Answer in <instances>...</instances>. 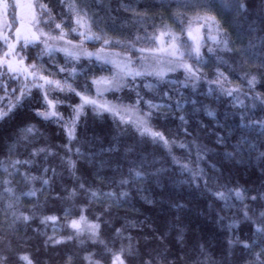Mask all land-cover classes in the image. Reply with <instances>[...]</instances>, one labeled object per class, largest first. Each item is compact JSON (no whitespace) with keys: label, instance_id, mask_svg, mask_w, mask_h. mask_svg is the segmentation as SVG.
Instances as JSON below:
<instances>
[{"label":"snow or ice","instance_id":"6c2138e0","mask_svg":"<svg viewBox=\"0 0 264 264\" xmlns=\"http://www.w3.org/2000/svg\"><path fill=\"white\" fill-rule=\"evenodd\" d=\"M57 4L62 9L59 19L53 14V9L41 0L29 4L22 3V0H0V41L3 44V48H0V69H4L0 71V124L18 116L23 117L25 121L24 126L20 128L21 136L16 142L8 145L9 155L6 161H0V170L11 176L19 171L17 165L34 163L33 159L21 161L13 156L19 140H28L30 135L39 131L36 124L26 122L32 118L28 113L21 111L27 105L30 112L42 123H55L66 130L68 143L63 147L68 151H72L73 141L87 142L78 136V130L81 125L87 130L89 117L93 120H103L110 116L119 129L117 136L113 137L117 144L119 135L131 133L137 136V143L151 142L167 149L172 164L178 165L179 172L187 173L191 178L190 181L179 180L175 183H191L203 178L204 187L217 199L224 201L225 208L232 206L229 201L233 194L237 200L243 201L245 195L240 188H228L227 192L219 188L215 191L208 188L205 169L199 165L214 149L197 143L195 136L188 142L177 140L173 136L181 129L185 136L192 135L188 129V117L201 110L216 119L215 109L196 99L202 83L207 86V91L203 93L205 97L214 96L219 99L221 96H228L232 97L233 107H245L244 100L241 99L244 93L240 85L222 70V66H227L238 78L249 77V73L239 70L249 60L254 64L259 60V66L264 67V59L251 51L254 48L251 41L247 47L237 45L235 40H232V32L229 31L231 28L235 32L236 40H242L246 35V31L240 26V18H247L246 14L251 8L250 0H158L159 6L151 14L147 9L139 11L134 4L122 5L126 11L133 13L131 19L134 23L131 25L128 21L117 24L116 17L99 16L93 7V0H57ZM36 7L42 10L43 17L36 15ZM260 7L264 8V4ZM9 9L11 20L8 19ZM26 9L31 13L30 26H26ZM157 16L159 23L155 22ZM248 29L256 30L252 28V24L248 25ZM206 40H210L212 46L207 47L205 52ZM261 41L264 43V37ZM30 48L38 50L34 59L27 56ZM218 50L235 54L233 59L239 58L238 66L229 64L224 56L218 54ZM58 54H63V63L56 59ZM45 57L55 65L56 71L45 67ZM209 67L212 71L211 78L206 71ZM8 74H11L9 79L15 77V87H11L4 80V76ZM246 82L249 88L254 89L257 77L251 75ZM252 101V108H256L259 102L261 109H264V95L255 93ZM189 104L192 106L191 114L186 108ZM61 106H65L67 117L60 111ZM177 113L180 124L176 129L158 123L161 120L167 121L170 114ZM228 115L229 113H225L226 119ZM246 115L240 113L239 127L248 131L258 129L260 136L264 137V118L245 122ZM217 123L219 124V121ZM200 124L203 126L202 121ZM247 141L248 136L241 134L235 146L236 151H225L224 159H235L236 152L240 151L241 145ZM217 143H223V138L219 135ZM190 145L195 148V167L191 159L185 160L172 152L173 146L191 152L193 149ZM115 147L113 145L108 151H114ZM50 151V148L45 147L33 148L30 156ZM75 152L81 157L85 155L79 146L75 148ZM261 158H264V152H260L257 157ZM67 164L74 173L76 162L69 158ZM210 166L219 170L216 163H211ZM9 169L12 171L9 172ZM44 171L47 172L48 169L45 168ZM165 171L163 167L158 168L154 175L158 176ZM53 172L55 173L54 169ZM129 172L133 174L134 180L143 181L145 178V173L138 168H130ZM24 179L33 181L37 177L25 173ZM128 182L127 179L120 181L122 184ZM2 183L9 185L11 181L4 179ZM43 183L48 185L49 181L44 179ZM156 183H160L159 179ZM79 187L83 189L84 185L80 184ZM37 191L33 188L22 195L35 197ZM88 191L91 193L90 200L99 196L97 191ZM4 192L10 194L8 207L13 208L11 197H15L17 201L20 197L16 196L13 187L4 188ZM76 195L77 191L73 188L67 198L74 199ZM128 195L126 191L120 193L121 197ZM104 196L118 199L114 192L104 193ZM259 196L264 200V191L259 192ZM250 198L255 200L256 196ZM148 202L152 203L151 200ZM171 206L178 210L185 207L178 202H171ZM242 211L246 220H252L255 232L250 240L237 239L236 243L247 249L252 257L245 264H264V221L253 220L248 215L247 205H244ZM69 214L66 209V223L75 230V235H80L86 225L90 239L99 240L104 245L103 252L109 254L110 264H128L127 258L134 254L131 242L127 246L121 244L118 249L110 248L100 238L99 223H89L84 215H80L79 219H67ZM13 216L25 222L31 219L23 212L17 215L16 211H13ZM260 216L264 217V211ZM219 218L224 219L223 216ZM49 220L56 221L58 217L53 215L42 218V222ZM237 223L233 220L229 227H235ZM116 235L122 236L120 229L116 230ZM66 239L71 240L72 236L61 237L53 242L59 244ZM128 239L131 241V237ZM178 239L183 240V236ZM233 243L230 240L229 246ZM197 247L200 253L206 251L202 243ZM159 256H166V252L160 253ZM20 259L27 264H33L28 255H22ZM85 259L89 260L90 264H101L100 260L92 262L91 253L85 256ZM144 264H152V261H144ZM198 264L219 262L206 256L205 260L199 261Z\"/></svg>","mask_w":264,"mask_h":264},{"label":"trees","instance_id":"16d2710c","mask_svg":"<svg viewBox=\"0 0 264 264\" xmlns=\"http://www.w3.org/2000/svg\"><path fill=\"white\" fill-rule=\"evenodd\" d=\"M41 1L53 9L57 19L60 18L59 13L62 9L57 4V0H51V3L49 0ZM129 4L136 5L139 11L147 9L150 14L159 6L158 0H138V3L137 0H93V7L98 15L116 17L117 24L122 21H128L130 25L134 23L131 19L133 13L126 11L122 6ZM246 17V19L240 18V26L246 31V35L242 40H236L235 32L229 28L232 32V40H235L237 45L242 44L245 47L251 41L254 45L251 51L264 59L262 55L264 43L261 41L264 37V24L259 20L252 23L254 18L247 14ZM155 22L159 23L158 16L155 17ZM149 23L151 24V20ZM249 24H252V28L256 30H249ZM209 46H212V43L206 40L205 52ZM0 48H3L2 41ZM37 51L35 48H30L27 56L34 59ZM218 54L224 56L229 64L238 66L239 58L233 59L235 54L219 50ZM56 59L63 63V54H58ZM45 62L46 68L56 71L55 65L47 57ZM222 70L240 85L244 93L241 99L244 100L245 107L240 108L238 105L233 107L232 97L221 96L219 99L214 96L205 97L203 93L207 91V86L202 83L196 99L215 109L216 119L207 116L203 110L194 116L189 115L188 129L192 135L185 136L181 129L174 133L173 138L188 142L195 136L197 143L214 149L199 165L205 169L208 188L213 191L219 188L225 192L228 188H240L245 195L243 201L237 200L233 194L229 201L232 206L225 208V202L217 199L204 187L203 178L191 183H175L179 180L190 181L191 178L187 173L181 174L178 165L172 164L167 149L151 142L137 143V136L131 133L119 135L117 144L113 137L117 136L119 129L110 116L103 120L99 118L93 120L89 117L87 130L85 131L83 125L78 130V136L87 142L73 141L72 151H68L63 147L68 143L66 131L58 124L42 123L26 105L21 111L32 117L26 122L36 124L39 131L30 135L28 140H19L13 156L21 161L33 159L34 163L17 165L19 171L11 176L0 170V249L7 248L5 254L9 255L13 264H27L20 259L22 255H28L33 264H90V261L85 259L89 253L92 254V262L100 260L101 264H110L109 254L103 252L104 245L99 240L90 239L89 233L75 235V230L66 223L67 209L70 213L67 219H79L80 215H84L87 220L99 223L100 238L108 247L118 249L121 244L127 246L131 242L134 254L127 258L128 264H144L147 260H151L152 264H159L160 261L167 264L168 261H174L177 256L183 258L185 250L191 249L196 250L200 261L210 256L219 264H245L252 257L249 251L236 241L250 240L255 232V225L252 220L244 218L242 211L244 205H247L248 215L253 220L264 221V217L260 216L264 211V200L259 196V192L264 191V171H262L264 158L257 159L259 153L264 152V137L260 136L258 129L255 131L241 129L240 113L247 114L245 122L264 118V109H261L259 102L256 108L251 107L252 96L255 93L264 95V67L259 66V60H256L255 64L249 60L239 69L249 73L247 78L251 75L257 77L254 89L248 87L247 78L236 77L227 66H222ZM206 71L211 78V67ZM10 75H5L4 80L11 87H15V77L9 79ZM186 108L191 114L192 106L189 104ZM61 109L67 114L65 106H61ZM225 113H229L227 119ZM178 115L179 113L170 114L167 121L161 120L158 123L176 129L180 124ZM201 121L203 126L200 124ZM24 123V118L18 116L0 124V161H6L9 155L8 145L16 142L21 136L20 128ZM241 134L248 136L247 143L241 145L235 159L225 160L223 153L236 151L235 146ZM217 135L223 138V143H217ZM113 145L116 146L115 150L108 151ZM77 146L85 154L83 157L75 152ZM39 147L50 148L51 151L30 156L31 150ZM190 147L193 150L188 152L173 146L172 152L185 160L191 159L195 167V148L191 145ZM127 148L132 150L126 151ZM89 153L91 155H88ZM69 158L76 162L74 173L68 167ZM211 163H216L219 170L212 169ZM161 167L166 171L158 176L154 175L155 170ZM45 168L48 169L47 172L44 171ZM130 168L143 171L144 180H134L133 174L129 172ZM11 171L12 169H9V172ZM25 173L37 179L27 181L24 179ZM4 179L10 180L11 184L4 185L2 183ZM44 179L49 181L48 185L43 183ZM122 179H127L129 182L122 184L120 183ZM157 179L160 181L159 184L156 183ZM80 184L84 185L83 189L79 187ZM6 187H13L16 196L20 197L18 201L15 197H11L13 208L8 207L10 194L4 192ZM33 188L38 190L35 197L22 195ZM73 188L76 189L77 195L74 199H68V193ZM89 189L99 193L95 200H90ZM122 191L128 192L129 195L121 197ZM107 192L116 193L118 199L104 196ZM252 196H256V199L252 200L250 198ZM171 202L181 203L185 207L178 210L171 206ZM13 211H16L17 215L23 212L31 219L26 222L23 219L17 220L13 216ZM53 215L57 216L58 220L42 222L44 216ZM220 216L224 219L221 220ZM233 220L238 222L237 225L229 227ZM117 229L121 230L122 236L116 235ZM69 235L72 236L71 240L66 239L59 244L53 242ZM181 235L183 240L178 239ZM50 237L52 239H49ZM230 240L234 242L231 247ZM201 243L205 246L204 253H200L197 247ZM164 252L166 256H159ZM69 257H71L70 262Z\"/></svg>","mask_w":264,"mask_h":264},{"label":"clouds","instance_id":"9594fccd","mask_svg":"<svg viewBox=\"0 0 264 264\" xmlns=\"http://www.w3.org/2000/svg\"><path fill=\"white\" fill-rule=\"evenodd\" d=\"M251 8L247 12V15L252 16L255 20H259L264 24V8L260 6L264 4V0H250ZM7 248L0 249V264H13L9 255H6ZM198 253L195 249L185 250L183 258L177 256L174 261H168L167 264H198ZM159 264H165L164 261H160Z\"/></svg>","mask_w":264,"mask_h":264},{"label":"rangeland","instance_id":"374dc122","mask_svg":"<svg viewBox=\"0 0 264 264\" xmlns=\"http://www.w3.org/2000/svg\"><path fill=\"white\" fill-rule=\"evenodd\" d=\"M36 2V0H22V3H24V4H29V3H35ZM42 2V1H41ZM42 10L41 9H39L38 7H36L35 9H34V12L36 13V15L38 16V17H41V15L43 16V13L41 12ZM11 10L9 9V16H8V19L9 20H11ZM30 15H31V13L30 12H28V10L26 9L25 10V16H26V26H30ZM17 26H19V22L17 21ZM41 26H43L42 24H41ZM13 35H14V32L12 33ZM0 71H1V69H0ZM60 111L61 112H64L61 108H60ZM65 113V112H64ZM65 116L67 117V114H65ZM66 131V130H65ZM67 133V132H66ZM88 222L89 223H94V222H91V221H89L88 220ZM81 233H88V231H87V226L85 225V230L83 231V232H81Z\"/></svg>","mask_w":264,"mask_h":264}]
</instances>
